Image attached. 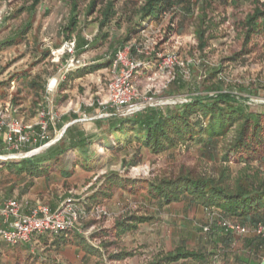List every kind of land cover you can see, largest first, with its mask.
I'll return each mask as SVG.
<instances>
[{
    "label": "rangeland",
    "instance_id": "obj_1",
    "mask_svg": "<svg viewBox=\"0 0 264 264\" xmlns=\"http://www.w3.org/2000/svg\"><path fill=\"white\" fill-rule=\"evenodd\" d=\"M31 1L15 0V10L9 13L6 20L15 13V31L20 25H25L23 31L15 35V47H3L0 50V110L6 108V104H15L18 120L28 123L34 121L39 107H46L57 112L60 116L69 109L87 114L96 112V100L102 102L108 99L106 88L111 78V72L108 66L99 67V69H96L95 66L106 64L114 50L125 44L140 49L143 54L135 53L133 55L142 61L152 59L157 63L159 55H173L184 63L182 68L174 67L169 72H164L155 82H149L145 78L152 68H147L146 73L139 71L136 79L138 89L144 91L148 88L154 98L178 95L204 96L207 93H214L208 91L207 88L213 87V84L220 78L223 81L222 91L231 93L238 98L236 100L241 104H246L249 97L264 102V33L260 40L253 41L256 45L253 46L251 43L249 51L243 54L240 51L242 34L238 23H236L237 19L245 15L251 7V0L206 1L207 3L211 2L210 6L206 7V14L210 16V20L206 19L201 27L206 31V45L202 50L198 48V41L194 34L196 26L199 25L197 18L199 9L194 3L191 7L193 13L190 16L175 15L172 30L167 33L166 25L170 22L168 15L154 21L145 31H138L135 9L139 5V0H112L116 14L112 21L102 28L99 26L100 12L107 0H95V6L89 14H87V6L93 0H39L34 10L29 12L26 8ZM73 5H75L76 14L75 24L70 30H67ZM7 7H9L8 4L0 11L1 14L7 11ZM129 29L132 30L130 34L128 33ZM126 35L129 37L127 42ZM69 36L75 39L74 52L72 56L60 55L57 52L61 50L63 42ZM70 58L83 62L85 67H82L83 69L67 67ZM80 70L87 72H83L79 76L77 72ZM213 71L215 73L212 75ZM33 79L44 86V90H46L49 80H56L53 91L48 95L47 104L44 101L45 94L39 100L33 89L29 88L28 82ZM177 79H181L183 82H192L196 88L191 86L190 90L177 93L172 83ZM62 96H64L63 99ZM261 101L253 102L250 106H261L264 104ZM36 102L39 105H35ZM61 121L60 119L55 126L57 134L58 130L66 124ZM83 123L87 122L77 123L76 126H81ZM234 131L231 129L217 143L213 152L215 161H210L208 157L205 159L199 152L198 144L182 149L174 155L163 153L158 156L149 155L143 149L137 150L138 147L132 145L128 147V154L124 157L123 162L121 160L123 151L121 150L113 149L116 150L114 153L102 151L96 143H93L89 150L96 153L95 158L102 157L104 159L105 164L100 171H116L136 179L174 177L179 173L187 172L220 179L221 174L224 173L226 176L222 180L231 188L239 180L243 183L245 176L252 180H264V168L256 163L250 165L219 163L218 157L233 138ZM2 148L3 145L0 144V149ZM0 162H7L4 165L5 167L9 166V160ZM93 177L92 175L85 177L84 181L77 185V192H80L81 195L86 194L94 182ZM15 179L14 173L10 174L8 170L2 169L0 172V200L16 196V189H19L17 187L20 182ZM142 195L132 196L115 191L108 207L106 206L109 215L106 216L103 225H108L115 217L128 213H139L140 207L143 206L139 203L140 200L143 201ZM125 203L128 204V207L125 206L123 209L121 206ZM192 220L193 216L188 220L187 218H176L173 221H164L162 226L164 225L166 230L175 228L174 230L178 231L179 235H183L185 240L189 239L191 247H193V244L198 242L197 236H200L198 227L202 222L196 221L192 226ZM96 222H99L96 223L97 225L102 224L101 221ZM146 228L140 230L141 234L149 233V229ZM84 235L88 236V233ZM151 242L152 240L148 241V243ZM204 244V254L208 259L206 264H209L211 257L214 256L210 252L217 250H219L217 264H244L239 261L240 258L241 260H250L252 264L257 263L255 254L247 253L241 242H236L228 253L222 250L223 247H219L220 245ZM23 245L17 248L4 247L3 254L0 256V264H57L52 251L48 252L44 247L30 245L28 247L34 251L35 255H33L34 253ZM150 247L151 245L144 248L138 245V247L129 250L134 253V256H137L142 250L150 252ZM124 248L128 250V248ZM91 257L84 261L78 255L76 260L83 264H135L130 260L110 263L105 252L104 257ZM146 257V261L142 257V262L140 261L139 264H145L154 258Z\"/></svg>",
    "mask_w": 264,
    "mask_h": 264
},
{
    "label": "trees",
    "instance_id": "obj_2",
    "mask_svg": "<svg viewBox=\"0 0 264 264\" xmlns=\"http://www.w3.org/2000/svg\"><path fill=\"white\" fill-rule=\"evenodd\" d=\"M139 1V5L135 9L138 20L136 28H139V32L145 31L154 21L168 15L170 22L166 25V29L167 33H170L175 15L190 16L193 13L191 7L194 4L197 5L199 25L196 26L194 34L198 41V48L202 50L205 47L206 31L201 27L206 19L210 20V16L206 14V7L210 6L211 2L207 3V0H192V2L191 0ZM38 2L39 0H32L26 8L27 11H33ZM251 3L249 10L236 22L242 34L240 51L243 54L249 51L251 43L253 46L256 45L253 41L260 40L264 33V0H251ZM94 6L95 0L88 4L87 14ZM6 13L9 14L10 11L7 10ZM115 14L114 2L107 0L100 12L99 26L102 28L110 23ZM75 17V5H73L67 30L74 26ZM131 31L129 29L128 33L130 34ZM126 37L128 36L126 35ZM69 39H72L71 36L67 37V40ZM128 39L129 37L126 42ZM13 44L14 40H7L1 42L0 47H8ZM122 46L114 50L106 64L95 66V68L110 67L116 51ZM151 60L144 61L148 64L142 68L143 73H146L145 71L149 67L152 68L151 71L155 69L156 63ZM83 72L87 71L80 70L77 73L80 76ZM214 73L215 71L211 72L212 75ZM172 83L177 93L190 90L191 86L196 88L194 83L183 82L181 79ZM222 84L223 81L219 78L213 87L207 88L208 91L214 92L213 96H209V93L204 96H193L185 104L150 108L132 117L94 120L97 132L91 135L85 136L84 132L74 127L75 125H70L65 129L61 138L44 152L31 158L15 160V163L14 160H9L7 167L4 165L7 162H0V170L6 169L8 173H14L15 180L20 183L26 180L23 186L24 190L32 187L34 179L48 178L52 173L63 178L62 185L69 190L70 185L66 179L76 172V168L91 173L94 176V182L90 185L89 190L92 192L85 196L84 201L77 200L71 193L72 189L62 200L65 202L72 199L87 211L93 206H104L106 209L115 191L132 196L143 194L141 196L143 201L140 200L139 203L143 205L144 210L155 207L160 210L177 203H182L185 207L200 208L203 218L198 227L200 234L197 236L198 242L191 248H188L186 242H183L169 252L157 254L145 264H186L189 260L198 264H206L208 259L204 254V243L226 247L222 250L228 253L236 242H241L247 253L255 254L256 264H260V257L264 254V238L250 232L258 222L264 221V180H252L245 176L243 183L239 180L231 188L222 180L226 176L224 173L221 174L220 179L205 175H193L188 172L179 173L174 177L136 179L116 171H100L105 164L104 159L102 157L95 158L96 153L89 150L93 143H96L102 151L114 153L117 149L121 150L123 151L121 155L123 162L124 157L128 154V147L132 145L138 147L137 150L143 149L149 155L158 156L163 153L174 155L182 149L198 144L200 154L205 159L208 157L210 161H215L213 152L217 143L231 129H234L233 138L218 157L219 163H243L245 165L256 163L264 168V104L258 107L241 104L231 93L222 91ZM28 86L33 89L39 100L43 98L44 86L34 79L28 82ZM63 98L64 96H62ZM35 105L39 104L36 102ZM14 106L15 104H11L12 110L5 115V119H17ZM0 144L3 145L1 135ZM4 148L3 145L0 153L5 152ZM14 198L21 200L18 197ZM125 206L127 208L128 204L125 203L121 207L124 209ZM153 219L154 216L147 212L145 214L128 213L113 218L108 225L104 226L106 216L97 220L90 218V220L81 221L79 226L81 232L71 230L57 235L36 236L32 245L44 247L46 251H52L53 254L62 247H78L85 254L99 258L104 257L105 252L109 262L115 263L134 256L131 250L125 249L122 245L125 236L134 233L140 226ZM220 220L246 227L249 233L236 235L226 232L218 225ZM96 221H101L102 224L97 225L96 223L99 222ZM86 233L88 236L84 235ZM24 247L29 250L28 246ZM218 251L210 252L214 256L211 257L209 264H217ZM239 261L244 264H252L250 260L246 259L241 260L240 258Z\"/></svg>",
    "mask_w": 264,
    "mask_h": 264
},
{
    "label": "built area",
    "instance_id": "obj_3",
    "mask_svg": "<svg viewBox=\"0 0 264 264\" xmlns=\"http://www.w3.org/2000/svg\"><path fill=\"white\" fill-rule=\"evenodd\" d=\"M74 47V39L65 40L61 50L57 53L72 56ZM135 53L143 54L140 49L130 44H125L116 51L111 61V78L106 88L108 99L102 102L96 100L97 109L93 114L79 113L78 110H67L65 113L71 111L77 113L78 117L67 122L58 130V134L55 126L61 116L57 112L43 107L37 111L35 120L30 123L18 119L7 120L5 115L12 110V107L11 104H6V108L0 112V135L5 147V152L0 153V161L31 158L56 143L65 129L76 123L107 118L132 117L150 108L172 107L188 103L191 100L193 95H178L157 99L152 96L151 90L148 88L144 91L139 90L136 80L137 75L148 63L134 56ZM158 59L154 71L146 74L145 78L149 82H155L160 75L169 72L174 67L182 68L184 66V63L173 55H159ZM84 65L83 62L74 61L72 58L67 63V67H82ZM49 82L50 80L44 96L46 104L48 95L56 85V80L52 87L49 86ZM213 95L214 93L209 94V96ZM260 101L249 97L246 100V105ZM102 216H108L104 206H93L87 211L72 199L62 202L55 210H51L49 205L41 201L29 204L27 201L15 198L0 200V256L3 254L4 247L15 248L23 244L32 245L36 236L57 235L71 230L81 232L79 226L82 220L99 219ZM218 225L224 231L236 235L249 233L246 227L225 220L218 221ZM251 233L264 238V221L258 222L252 228ZM260 264H264V254L260 257Z\"/></svg>",
    "mask_w": 264,
    "mask_h": 264
},
{
    "label": "crops",
    "instance_id": "obj_4",
    "mask_svg": "<svg viewBox=\"0 0 264 264\" xmlns=\"http://www.w3.org/2000/svg\"><path fill=\"white\" fill-rule=\"evenodd\" d=\"M7 4L9 6L7 7L8 8L7 10L13 12V10H15V0H0V11H2V9ZM6 12L3 14H1L0 12V43L7 40H14L15 35L19 34V32L23 30V26L25 25V24L23 26L20 25L19 28L16 29L15 31V13L12 14V17L10 19L6 20V18L8 17L7 15H9ZM11 46L15 47L14 44ZM2 49L3 47H0V50ZM76 117H78L77 113L63 112L60 118L62 120L61 123L62 122L67 123ZM73 125H75L74 126L75 128L77 127L80 131L84 132L85 136L97 132L95 122L93 121L83 123L81 124V126H76L77 124H73ZM91 175H92L91 173H87L80 170L79 168H76V172L70 178L66 179L70 185L69 188L72 189L71 193L74 194V197L77 200L84 201L85 196L92 192L89 190L87 191L86 194L81 195L80 192H77L76 189L77 185L81 184L84 181L85 177H89ZM25 182L26 180L18 184L17 188L19 189H16L17 194L15 197H18L22 201L29 202V204H33L35 201H41L43 203H47L51 207V209L57 208L62 203L63 198H65L67 194H69V190H70V189L67 190L65 187H63L62 185L63 178H59L54 173H52L48 178L43 177V178L34 179L32 187L29 188L28 190H24L23 188ZM140 208L141 209L139 213L145 214V212H147L148 214L154 216V219L146 223L145 225L140 226L139 229L134 233L126 235L125 236L126 239L123 240L124 243L122 245L128 248V250L133 247L136 248L138 247V245L143 248L151 245V247L149 248L150 252H144L145 250L139 249L142 250V252L137 254V256L126 258L125 260H123V262H125L126 260H130L133 263L135 262V264H139L140 261L142 260V257L143 259L145 258V261L147 259L146 256H151L150 259H152L157 254H161L173 250L177 245L183 244V242H186L185 243L186 246L188 248H191L189 239L185 240L183 235L182 236L179 235V232L174 230L175 228L171 230L169 229L166 230L165 226L164 225L162 226V224H164V221H173L176 220V218H182V219L187 218L188 220V218L193 216V220L191 222L193 226L195 225L196 221H202L203 214L200 208L185 207L183 206L182 203L173 204L161 208L160 210H157L156 207L150 208L149 210L148 209L144 210L143 206H141ZM143 228L149 229V233L146 232L145 235L141 234L140 230H142ZM150 240H152V242L148 243V241ZM23 246H30V245L24 244ZM30 252L34 253L32 249L30 250ZM33 255H35V253ZM78 255L79 258L80 259L83 258L84 261L88 260V258L90 257V255L85 254L78 247H62L57 252H55L54 257L57 260L58 264H83L82 262L79 263L77 262L76 259ZM91 258L94 257L92 256ZM190 262L191 264H196L194 261L191 260L187 261L186 264H190Z\"/></svg>",
    "mask_w": 264,
    "mask_h": 264
},
{
    "label": "bare ground",
    "instance_id": "obj_5",
    "mask_svg": "<svg viewBox=\"0 0 264 264\" xmlns=\"http://www.w3.org/2000/svg\"><path fill=\"white\" fill-rule=\"evenodd\" d=\"M54 84H55V80L51 79L50 82H49V86L52 87Z\"/></svg>",
    "mask_w": 264,
    "mask_h": 264
}]
</instances>
